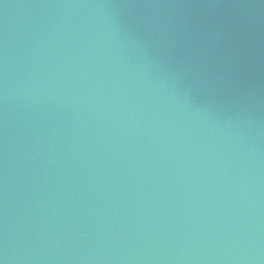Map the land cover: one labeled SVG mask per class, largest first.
<instances>
[{
    "label": "water",
    "instance_id": "obj_1",
    "mask_svg": "<svg viewBox=\"0 0 264 264\" xmlns=\"http://www.w3.org/2000/svg\"><path fill=\"white\" fill-rule=\"evenodd\" d=\"M0 264H264V0H0Z\"/></svg>",
    "mask_w": 264,
    "mask_h": 264
}]
</instances>
